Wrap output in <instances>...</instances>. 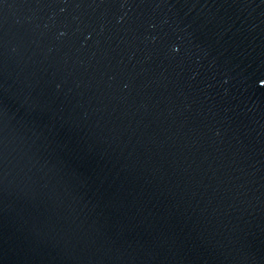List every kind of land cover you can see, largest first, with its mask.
<instances>
[{"label":"water","instance_id":"obj_1","mask_svg":"<svg viewBox=\"0 0 264 264\" xmlns=\"http://www.w3.org/2000/svg\"><path fill=\"white\" fill-rule=\"evenodd\" d=\"M0 264H264V0H0Z\"/></svg>","mask_w":264,"mask_h":264}]
</instances>
